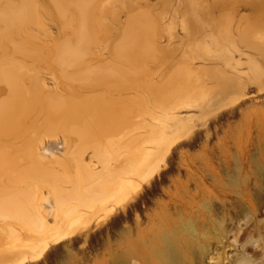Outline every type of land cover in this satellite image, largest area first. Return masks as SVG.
I'll use <instances>...</instances> for the list:
<instances>
[{
  "label": "rangeland",
  "instance_id": "1",
  "mask_svg": "<svg viewBox=\"0 0 264 264\" xmlns=\"http://www.w3.org/2000/svg\"><path fill=\"white\" fill-rule=\"evenodd\" d=\"M16 1L22 5L25 0ZM34 1L40 23L30 26L27 34L33 45L47 53L55 42H61L66 30L76 29L77 19L64 24L50 0ZM130 1L112 4L115 7L103 16L105 33L91 46L85 59L89 67L117 65V34L133 8ZM146 1L157 11L154 14L162 12L164 20L174 26L176 37L153 43L155 52L144 60L140 72L150 87L160 89L169 85L177 69L189 70L187 89L200 91V96L186 95L160 106L140 87L142 83H136L120 94L137 104L132 127L103 155L87 147L70 150L74 163L64 155L67 136L57 130L61 120L50 123L47 110L31 114L28 125L9 141L10 147L24 154L12 166V173L27 168L34 155L56 173L79 164L98 177L83 172L84 179L79 178L85 192L82 199L73 196L76 173L73 180L63 182L61 191L71 195L67 199L56 198L53 186L35 181L32 204L37 209L38 231H28L23 221L16 223L0 214V264H158L154 252L163 240L181 249V221L194 225L207 254L202 261L189 252V264H264V173L260 172L264 162V37L248 43L230 39L221 42L219 50L205 37L204 44L196 47L182 25L172 23L179 0L136 3L143 6ZM250 9H236L235 34L236 27H245L248 17L249 22L255 19ZM25 60L33 63L45 98L69 95L56 63L47 57ZM74 88L83 95L102 92L93 85ZM29 183L19 182V187ZM93 187L94 196L87 192Z\"/></svg>",
  "mask_w": 264,
  "mask_h": 264
},
{
  "label": "bare ground",
  "instance_id": "2",
  "mask_svg": "<svg viewBox=\"0 0 264 264\" xmlns=\"http://www.w3.org/2000/svg\"><path fill=\"white\" fill-rule=\"evenodd\" d=\"M50 1L64 24L76 17L77 27L72 33L66 30L61 42H55L56 44L45 53L43 48L33 45V38L27 34L30 26L40 23V11L36 2L25 0L20 5L16 0H0V47L3 51V59L0 61V214L8 216L16 223L18 220L23 221L26 229L34 232L38 231L37 209L32 204L35 181L53 186L56 198L67 196V199L71 195L61 191L63 182L73 180L72 174L76 173L78 178L73 183V189L76 190L73 196L81 198L84 195L82 193H85L80 185V179H84L83 172L90 178L95 176L93 177L94 173L88 174V170L79 164L75 169L70 165L62 174L56 173L48 164L35 159L34 155L30 156L32 161L27 168L12 173V166L21 161L24 154L20 149L10 147L9 141L28 125V117L31 114L47 110L50 123L57 118L61 120L57 130L67 136L64 155L74 163L70 150L87 147L92 149L95 155H103L132 127V116L137 104L133 99H125L120 94L136 86V83H142L140 87L148 91L154 103L160 106H168L171 100L186 95L200 96V91L198 93L187 89L189 78L192 76L187 69V72L185 69H177L169 85L160 89L150 87L146 76L140 72L144 60L155 52L153 43L156 45L160 38L170 41L176 37L174 26L171 27L170 22L164 20L162 12L154 14L153 12L157 11L149 1L143 6L136 3L137 0L129 2L133 3V8L126 14V21L117 34V65L110 69L89 67L85 59L91 52V46L105 33L103 16L112 11L111 6L115 7L112 4L121 3V0ZM179 5L181 6L175 11L172 23L181 24L185 36L193 39L196 47L197 43L204 44L205 37H208L212 44L218 45V50L221 42H229L230 39L234 42L239 38L248 43L254 37H264V32H261L264 29V0H179ZM241 6H250L251 14L254 12V16H251L255 19L249 22L251 17H248L250 20L247 19L245 27H236L238 33L235 34L232 31L235 28L232 19L238 17L235 15L236 9ZM26 57L34 61L47 57L56 63L60 71H63L62 76L69 95L63 98H45L33 63L26 62ZM76 85H93L102 88V92L79 94L74 88ZM169 89H172V93L167 95ZM116 92L119 94L117 97L110 96ZM260 172L264 173V162L260 166ZM92 180L89 181L93 182ZM22 181L30 183L21 188L19 182ZM87 192L92 196L97 194L94 187ZM178 231L181 249L170 246L168 240L161 243L159 241L160 244L154 252L158 264H189V252L195 253V260L203 261L207 255L205 245L201 244L200 234L194 225L181 221Z\"/></svg>",
  "mask_w": 264,
  "mask_h": 264
}]
</instances>
